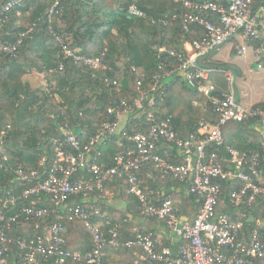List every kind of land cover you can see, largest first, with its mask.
Returning a JSON list of instances; mask_svg holds the SVG:
<instances>
[{
  "label": "built area",
  "instance_id": "1",
  "mask_svg": "<svg viewBox=\"0 0 264 264\" xmlns=\"http://www.w3.org/2000/svg\"><path fill=\"white\" fill-rule=\"evenodd\" d=\"M175 1L188 9L182 16L185 31L190 32L192 26L199 27L203 31L202 38L184 40L177 46H156L164 72L156 77L149 91L139 82V97L133 103L122 102L119 107H109L112 120L104 122L96 134L89 137L86 131L76 134L68 123L60 124L61 135L48 138L54 153L50 168L27 170L16 165L17 182L12 181L7 196L0 194V264H50V261L51 264H122L107 258L109 249L122 247L141 249L135 252L136 259L131 264L264 262V211L259 217L255 216L257 202L264 203V149L263 152H240L230 147L227 157L217 152L207 153L209 145H224L223 127L230 122L255 121L264 136V101L251 108L241 106L233 93H218L208 82L211 70L198 64L200 56L234 39L242 41L236 47L240 56L246 54L252 41H264V8L256 11L253 0ZM22 3L23 0H14L0 13V31L13 8L21 7ZM62 13L63 7L57 0L46 15L52 23ZM20 15L18 11L17 16ZM128 17L143 18L146 14L132 5ZM176 18L174 16L173 20ZM33 30L34 26L20 32L14 42L2 44V53L15 56ZM255 51L259 58H264L262 43ZM62 53L66 59L89 70L108 69L105 52L89 57L66 44ZM263 65L264 61L260 67ZM59 70H64L62 64ZM164 77L179 80L203 93L219 116V122L214 125L201 122L189 138L178 137L171 119L158 117L156 93ZM105 82L107 86H116L118 92L122 90L118 80ZM209 103L202 105L194 101L193 104L207 111ZM5 134L0 130L2 143ZM114 140L119 152L110 166L103 160V148ZM150 167L153 170H149L146 177L138 175ZM152 171L157 172L161 180L170 177L187 183L189 194L203 198L195 220L180 216L176 201L165 187L145 188L147 180L153 179ZM124 177L129 183V194L141 204L142 215L164 224L165 237L158 233L139 234L135 240L123 243L118 225L109 229L105 221L107 215L101 209V204L108 200L105 185ZM18 186L24 189L19 191ZM226 186L233 188L230 203L237 209L218 214L217 207ZM75 198H81L83 203L73 204ZM21 200L29 201L30 206L9 215L11 206ZM87 204H91L90 208ZM53 216L59 220L45 233L17 236L13 231L14 225L22 219L27 223L35 222V229H40L43 220ZM64 217L84 224L93 238V249L84 253L65 249L68 231L61 220ZM166 237L179 244L176 256L171 247L164 245Z\"/></svg>",
  "mask_w": 264,
  "mask_h": 264
},
{
  "label": "trees",
  "instance_id": "2",
  "mask_svg": "<svg viewBox=\"0 0 264 264\" xmlns=\"http://www.w3.org/2000/svg\"><path fill=\"white\" fill-rule=\"evenodd\" d=\"M12 1L0 0V13ZM56 1L23 0L21 7L13 8L0 31V130L6 132L3 143L0 141L2 196H7L14 183L12 181L17 182V164L27 170H47L52 166L54 153L48 138L61 135L60 124L68 123L76 134L86 131L87 137L92 136L104 122L112 120L108 114L109 107H119L122 102L133 103L139 97V82L149 91L156 77L164 72L156 46H177L184 40L193 41L203 36V31L196 26H192L190 32L185 31L182 16L188 9L175 0H60L63 13L50 23L46 13ZM253 2L256 11L264 8L262 0ZM132 5L146 17L129 18L128 11ZM18 11H21L20 16H17ZM174 16H177L175 20ZM26 19L29 24L23 25ZM165 20L167 24L163 23ZM32 26L34 30L25 37L16 55L5 56L1 45L7 41L14 42L20 32ZM66 44L89 57L105 52L107 71H92L75 64L72 59H66L62 53ZM61 64L63 71L59 70ZM34 73L43 76L46 81L44 88L33 87L29 77ZM107 79L121 82L122 90L118 92L116 86H107ZM156 96L158 117L170 118L180 138H189L199 129L201 122L212 125L219 122V116L213 112L203 93L179 80L171 81L164 77ZM194 101L202 105L208 102L207 111L194 106ZM223 133L224 145H209L208 154L217 152L227 157L230 147L240 152H263L264 137L255 121L230 122L223 127ZM103 152V160L113 165L119 152L117 142L114 140L104 147ZM149 170L153 167L138 175L146 177ZM151 173L153 179L147 180L145 188L157 190L159 186L165 187L176 201L180 216L188 221L195 220L203 198L189 194L187 183L170 177L161 180L157 172ZM18 187L19 191L24 189V186ZM232 190L229 186L224 188L217 207L218 214L230 213L231 209L236 211L237 207H231L230 203ZM109 191H113L112 203L106 200L101 209L107 215L105 221L109 223V229L118 225L121 242L133 241L139 234L155 235L159 228L164 227L156 219L142 215L141 204L129 194V183L125 177L107 183L105 192ZM82 203L81 198L73 199V204ZM256 205L255 216L259 217L264 211V203L258 201ZM25 206H30L29 201L21 200L11 206L9 215L16 214ZM86 206L90 208L91 204ZM58 220L57 216L46 218L40 229H35V222L27 223L22 219L14 225L13 231L17 236H37ZM61 220L68 231L66 250L84 253L93 249V238L81 221H68L65 217ZM164 245L171 247L177 255L179 244L165 238ZM136 251L141 252V249L112 248L107 251V258L110 260L113 256L117 263L131 264L136 259ZM257 264L264 262L258 261Z\"/></svg>",
  "mask_w": 264,
  "mask_h": 264
},
{
  "label": "crops",
  "instance_id": "3",
  "mask_svg": "<svg viewBox=\"0 0 264 264\" xmlns=\"http://www.w3.org/2000/svg\"><path fill=\"white\" fill-rule=\"evenodd\" d=\"M241 42V39L226 42L200 56L198 64L211 70L208 72V82L216 87L218 93H233L241 106L251 108L264 101V65L260 67L264 58H259L255 51L261 43L264 45V41H252L243 56L238 55L236 50ZM112 192H108L110 203L113 200ZM114 205L117 206L118 203L115 201ZM157 233H163V228H159ZM113 258L111 256L110 260L117 263Z\"/></svg>",
  "mask_w": 264,
  "mask_h": 264
},
{
  "label": "rangeland",
  "instance_id": "4",
  "mask_svg": "<svg viewBox=\"0 0 264 264\" xmlns=\"http://www.w3.org/2000/svg\"><path fill=\"white\" fill-rule=\"evenodd\" d=\"M28 24H29V21H28V19H26L23 22V25H28ZM42 77L43 76H41L40 74H36V73H34L31 77H29L34 88H39V87L44 88L45 87L46 81L44 79H42ZM47 89L51 91V89L49 87H47ZM160 235L163 236L162 233H160Z\"/></svg>",
  "mask_w": 264,
  "mask_h": 264
},
{
  "label": "water",
  "instance_id": "5",
  "mask_svg": "<svg viewBox=\"0 0 264 264\" xmlns=\"http://www.w3.org/2000/svg\"><path fill=\"white\" fill-rule=\"evenodd\" d=\"M264 2V0H262Z\"/></svg>",
  "mask_w": 264,
  "mask_h": 264
}]
</instances>
